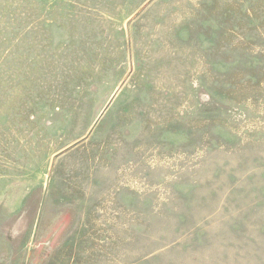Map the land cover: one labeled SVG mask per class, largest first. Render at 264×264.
I'll use <instances>...</instances> for the list:
<instances>
[{
  "label": "rangeland",
  "instance_id": "obj_1",
  "mask_svg": "<svg viewBox=\"0 0 264 264\" xmlns=\"http://www.w3.org/2000/svg\"><path fill=\"white\" fill-rule=\"evenodd\" d=\"M0 264H264V0H0Z\"/></svg>",
  "mask_w": 264,
  "mask_h": 264
},
{
  "label": "water",
  "instance_id": "obj_2",
  "mask_svg": "<svg viewBox=\"0 0 264 264\" xmlns=\"http://www.w3.org/2000/svg\"><path fill=\"white\" fill-rule=\"evenodd\" d=\"M119 92H120V89L115 92V94L112 97V99L110 100L109 104L105 107V109L101 113L100 117L98 118V120L94 124L93 129L97 126V124L99 123L100 119L104 116V114L106 113V111L108 110V108L110 107V105L112 104V102L115 100V98L119 94ZM93 129L90 131V133L87 135V137L85 139H87L90 136V134L92 133ZM54 161H55V159H54ZM54 161L52 163V166L54 164ZM50 182H51V174L48 176V178L46 180L45 196L47 194V191H48ZM45 196H44V199H43V202H42V206H41V209H40V212H39L37 224H36V227H35V231H34V235H33V240H32V243H31V250L33 249V246L35 244V239L37 237V233H38V229H39V224H40V220H41V215H42V212H43V207H44V202H45Z\"/></svg>",
  "mask_w": 264,
  "mask_h": 264
}]
</instances>
